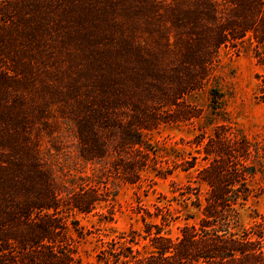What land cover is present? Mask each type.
Here are the masks:
<instances>
[{"label": "trees", "instance_id": "obj_1", "mask_svg": "<svg viewBox=\"0 0 264 264\" xmlns=\"http://www.w3.org/2000/svg\"><path fill=\"white\" fill-rule=\"evenodd\" d=\"M242 47L264 63V0H0V264H83L92 231L76 216L119 183L177 168L205 187L173 190L194 195L197 217L171 235L168 203L138 205L144 234L99 238L89 264H264V214L243 226L239 213L258 146L224 123L195 134L192 152L147 136L197 123L204 92L209 114L223 112L211 80ZM67 132L92 166L73 186L50 160Z\"/></svg>", "mask_w": 264, "mask_h": 264}, {"label": "rangeland", "instance_id": "obj_2", "mask_svg": "<svg viewBox=\"0 0 264 264\" xmlns=\"http://www.w3.org/2000/svg\"><path fill=\"white\" fill-rule=\"evenodd\" d=\"M262 80H264V63L257 61L250 47H242L237 51L225 50L219 58L213 80H211V84L223 94V112L218 115L209 114L204 92L195 98L203 109L202 118L197 123L179 126L165 124L147 135L155 143L166 147L173 145L177 150L192 152L195 147L192 143L195 134L208 131L214 123H224L244 135L251 143L256 144L259 149L257 154L253 153V157L258 171L251 180V196L239 211L240 223L243 226L252 222L255 212L264 214V87ZM47 140H43L44 149L50 145ZM50 152L53 171L69 185L73 186L81 181V176L90 175L92 172L91 164H84L80 158L76 157L75 144L69 132L62 148L59 151L51 149ZM146 176L152 178L150 183L147 180L139 186L119 183L110 188L111 193L106 197L108 200L101 202L97 213L76 216L81 225L92 231L87 240L77 244L83 264L93 261L95 251L100 245L99 238L109 240L130 229H136L144 234L140 214L136 213L138 205L153 211V204L168 203L176 216L168 226H165V230H169L171 235H176L183 223L192 222L197 217L198 209L193 204L194 195L187 197L188 195L173 191L176 187L184 188L186 184H190L193 192L199 188L198 192L202 193L205 187L198 186L194 173L187 175L177 168L165 178L148 172ZM172 181L174 184L171 185ZM146 220L158 222V219L154 218H146ZM236 230H240V227Z\"/></svg>", "mask_w": 264, "mask_h": 264}]
</instances>
